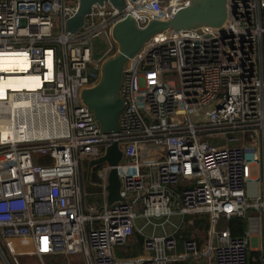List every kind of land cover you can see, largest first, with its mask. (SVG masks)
I'll return each instance as SVG.
<instances>
[{"label": "built area", "instance_id": "built-area-1", "mask_svg": "<svg viewBox=\"0 0 264 264\" xmlns=\"http://www.w3.org/2000/svg\"><path fill=\"white\" fill-rule=\"evenodd\" d=\"M122 1L120 9L93 4L72 34L67 19L78 0H0V131L12 118L18 128L32 127L25 122L30 110L39 128L54 131L0 138V264L31 255L41 264L57 255L64 264H118L114 251L135 231L136 218L155 227L152 219L201 214L210 217L201 248L175 233L146 236L144 255L123 263L251 264L249 240L264 236V0H226L221 27L166 29L149 38L124 64L118 131L107 134L80 93L117 53L114 26L125 16L139 27L169 20L190 2ZM99 36L107 46L93 59ZM112 143L121 160L102 163L92 182L84 162ZM34 155L50 162L37 164ZM111 169L121 199L108 204ZM250 181L259 184L254 197ZM139 196L136 211L128 199ZM230 217L244 220L242 235L216 228Z\"/></svg>", "mask_w": 264, "mask_h": 264}, {"label": "water", "instance_id": "water-1", "mask_svg": "<svg viewBox=\"0 0 264 264\" xmlns=\"http://www.w3.org/2000/svg\"><path fill=\"white\" fill-rule=\"evenodd\" d=\"M108 1L116 8H122V0H78L75 13L67 19V31L75 33L85 21L95 3ZM227 16L226 0H190L188 5L179 9L169 20H154L144 27H139L130 16L123 17L113 28V37L118 45L117 53L106 59L102 65L101 78L92 87L83 89L80 98L91 111L102 132L116 133L118 117L123 107L119 95L122 72L125 62L140 50L143 44L154 34L166 30H190L202 26L221 27ZM122 158V152L117 143L109 145L105 154L90 160L88 167H94L107 162L116 165ZM107 203L120 200L119 179L115 169H111L108 177ZM134 203V209L141 211V196L129 198Z\"/></svg>", "mask_w": 264, "mask_h": 264}, {"label": "trees", "instance_id": "trees-1", "mask_svg": "<svg viewBox=\"0 0 264 264\" xmlns=\"http://www.w3.org/2000/svg\"><path fill=\"white\" fill-rule=\"evenodd\" d=\"M1 138V137H0ZM34 161L37 164H46L50 162V158L45 155H34ZM101 165L91 168L90 179L92 182L97 181L96 171ZM86 176V174H85ZM87 189H93L92 187L84 186ZM182 184L178 185L177 192L181 189ZM190 221V223H189ZM224 222V226H220V222ZM210 228V217L207 214L201 215H185L183 222L175 232L176 239L180 242L183 239L192 238L197 241L199 248H201L208 240V237H199V234L205 232L208 233ZM217 229L228 228L232 236H240L245 229L244 220L241 217H230L229 219H221L216 226ZM194 234L196 236H194ZM144 237L136 230L128 239L127 243L121 247L116 248L118 256L121 258H129L139 255L143 251ZM180 248V247H179ZM115 252V251H114ZM252 255V254H251ZM116 256V255H115ZM45 264H64L60 256H47L44 258ZM260 264V263H255Z\"/></svg>", "mask_w": 264, "mask_h": 264}, {"label": "crops", "instance_id": "crops-1", "mask_svg": "<svg viewBox=\"0 0 264 264\" xmlns=\"http://www.w3.org/2000/svg\"><path fill=\"white\" fill-rule=\"evenodd\" d=\"M28 117L27 119H25V122L26 120L29 121L27 122V124H31L32 127H29V128H25V129H21V128H18L16 125L18 124L17 123V119L16 118H12L11 119V125H12V133H11V138L12 140L13 139H33V138H41V137H47L51 134H53V130L51 128L45 130V129H41L38 127V124H37V121H36V112L34 110H30L28 113ZM54 123V122H52ZM55 125V124H53ZM22 126V125H20ZM55 127V126H53ZM172 216H179V215H172ZM172 216H170L167 220H162L161 222L157 223V227H161V230L163 231V233L161 234H156L155 231H156V226H152V231L150 233H142V230L143 228L141 227H137L136 226V223H135V230L136 231H141V235L143 237H146V236H160V235H165V234H170V233H175L179 226L181 225V220H182V217L180 216V220L178 222H174L173 220H171ZM140 218V217H138ZM137 219V218H136ZM135 219V220H136ZM166 224H169L170 225V231L166 230V227L165 225ZM28 244L26 245L27 248H29L31 246V243L30 241L27 242ZM16 244L18 246L21 247V241L20 240H17L16 241ZM178 251H181L180 248H178ZM249 254H250V257H251V264H255V263H260V264H264V236L263 235H256V236H253L250 238L249 240ZM252 254V255H251ZM115 255L116 257L118 258L119 260V263L118 264H125L123 263V259H126V258H121L120 256H118V252L117 250L115 249ZM144 253L143 251L137 255V256H134V257H129L131 259L133 258H136V257H139V256H143ZM170 264H189V263H186V262H178V261H173L171 262Z\"/></svg>", "mask_w": 264, "mask_h": 264}, {"label": "rangeland", "instance_id": "rangeland-1", "mask_svg": "<svg viewBox=\"0 0 264 264\" xmlns=\"http://www.w3.org/2000/svg\"><path fill=\"white\" fill-rule=\"evenodd\" d=\"M107 46V40L104 36H99L95 39L94 41V53H93V59H97L100 57V55L102 54V50L104 48H106ZM10 122H7L5 124H2V131H0V137L1 139H11V133H12V125L10 124ZM88 163L89 161H85L84 162V168H85V174L87 175V170H88ZM250 175L252 177H255L257 175V172H256V168L255 167H252L251 170H250ZM258 182L257 181H250L248 184H247V194L249 197H254L256 191H257V187H258ZM162 220H164L163 218H158V219H152L153 222H161ZM171 220H173L174 222H178L180 220V216H172ZM183 220H181V224H182ZM224 222L225 221H221L220 222V226L223 227L224 226ZM135 223H136V226L137 227H141L143 228L142 230V233H150L152 231V225H149V224H145V219L144 218H137L135 220ZM190 223V221H189ZM158 226V225H157ZM156 226V227H157ZM166 227V230L170 231V225L169 224H166L165 225ZM156 234H161L163 233V231L161 230V227H157L156 228V231H155ZM194 236H196L194 234ZM199 237H208V234L203 232L201 234H199ZM18 261L20 264H41V262L39 261V259L35 256H18Z\"/></svg>", "mask_w": 264, "mask_h": 264}]
</instances>
